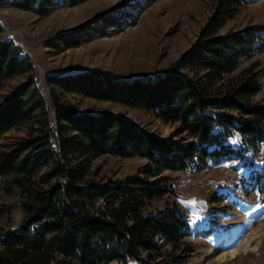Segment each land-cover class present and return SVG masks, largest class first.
Returning <instances> with one entry per match:
<instances>
[{"label":"trees","instance_id":"obj_1","mask_svg":"<svg viewBox=\"0 0 264 264\" xmlns=\"http://www.w3.org/2000/svg\"><path fill=\"white\" fill-rule=\"evenodd\" d=\"M80 1L7 0L39 13ZM247 1L213 0L196 38L153 75L124 78L99 68L47 74L55 132L32 59L11 38L0 36V138L11 128H24L23 135L0 140V187L21 190L26 215L0 232V264H130L133 259L148 264L151 252L162 255V242L174 249L183 244L192 230L183 210L173 204L147 209L152 200L174 192L163 169L187 168L194 159L216 164L240 158L246 146L264 141V101L250 100L261 83L249 66L233 73L264 42V24L219 32ZM111 13L100 14L101 26L85 21L53 33L45 44L76 46L105 32L108 24H119ZM3 30L0 24V34ZM17 77L22 79L10 91H2ZM64 92L143 108L176 126L168 135H156L114 111H77L60 97ZM234 134L240 137L236 146ZM101 153L137 155L146 162L124 177L79 184L86 162ZM50 177L57 180L45 184ZM253 178L263 193L264 172ZM8 210L0 205V214ZM192 249L185 244L180 251ZM183 255L163 264H180Z\"/></svg>","mask_w":264,"mask_h":264},{"label":"rangeland","instance_id":"obj_2","mask_svg":"<svg viewBox=\"0 0 264 264\" xmlns=\"http://www.w3.org/2000/svg\"><path fill=\"white\" fill-rule=\"evenodd\" d=\"M139 1L142 7L138 9L135 3ZM212 1L82 0L39 13L0 0V24L4 28L0 36L11 38L32 59L34 80L46 99L49 123L55 132L54 108L45 81L47 74L99 68L124 78L153 75L168 68L196 38L199 27L212 11ZM108 12L121 22L108 24L105 32L63 49L45 44L53 33L73 29L85 21L101 26L100 14ZM257 23L264 24V0H248L219 32L240 30ZM247 66L261 83L259 91L252 94L250 100L264 101V42L250 57L243 58L233 73ZM21 79H11L2 91H10ZM60 97L71 101L77 111L117 112L156 135H168L176 126L175 122H163L143 108L74 92L61 93ZM23 134V127L11 128L0 140L5 142ZM239 138L234 134L231 143L239 145ZM245 149L240 158L232 157L216 164L208 160L198 163L194 159L187 168L163 169L174 192L152 200L147 209L173 204L183 210L192 230L190 235L182 238V245H190L193 249L181 253L182 245L174 249L170 243L162 242V255L151 252L148 264H163L166 258L179 254H184L180 264H264V192L258 191L254 185L257 181L253 178L256 173L264 172V141ZM145 162V157L137 155L123 157L101 153L86 162L87 172L78 183L86 186L124 177L135 173ZM56 180V177H50L44 183ZM22 199L18 187L11 192L0 187V205L9 208L0 214V232L26 217L20 205ZM155 240L161 242L158 238ZM3 252L0 243V254ZM130 264L141 262L133 259Z\"/></svg>","mask_w":264,"mask_h":264},{"label":"snow or ice","instance_id":"obj_3","mask_svg":"<svg viewBox=\"0 0 264 264\" xmlns=\"http://www.w3.org/2000/svg\"><path fill=\"white\" fill-rule=\"evenodd\" d=\"M233 143H236V141H233ZM257 207H260L259 205H257Z\"/></svg>","mask_w":264,"mask_h":264}]
</instances>
